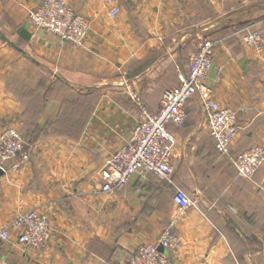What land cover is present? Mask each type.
<instances>
[{"label": "crops", "instance_id": "obj_1", "mask_svg": "<svg viewBox=\"0 0 264 264\" xmlns=\"http://www.w3.org/2000/svg\"><path fill=\"white\" fill-rule=\"evenodd\" d=\"M39 1L0 0V129L17 128L28 152L0 177V230L10 236L0 240V264H129L169 225L180 247L159 250L170 264H264V164L252 180L232 166L243 150L264 147V0H116L113 19L105 0H64L89 24L80 47L30 24ZM250 26L263 37L261 53L239 37ZM205 36L216 40L207 84L240 130L229 153H217L195 98L184 125L171 127L174 173L179 165L196 174L197 207L179 211L173 187L151 174L102 194L98 172L139 115L131 95L155 112ZM62 89L78 100L65 101ZM29 209L49 221L42 250L14 239L10 225Z\"/></svg>", "mask_w": 264, "mask_h": 264}, {"label": "built area", "instance_id": "obj_2", "mask_svg": "<svg viewBox=\"0 0 264 264\" xmlns=\"http://www.w3.org/2000/svg\"><path fill=\"white\" fill-rule=\"evenodd\" d=\"M107 15L115 18L120 12L116 0H105ZM35 29L47 31L61 42L80 46L89 31L87 21L63 0H42L29 13ZM244 29V46L256 52L263 50L262 35L258 30ZM248 29V30H247ZM216 42L201 37L187 55L185 69L176 72L177 84L165 89L157 110L149 112L135 94L131 95L139 115L129 140L107 157L101 166L99 191L114 194L122 190L135 174H151L166 181L173 187L171 202L179 211L197 207L194 198L177 187L173 182L174 167L171 162L175 150L176 136L171 127L181 128L187 118L186 104L195 98L205 120V126L213 148L220 155H227L231 143L240 127L236 112L220 106L212 97V89L207 84L212 67ZM28 161L25 142L17 128L4 127L0 131V169L5 173L9 167L18 169ZM264 164V147L254 145L237 154L232 160L236 175L252 180L257 170ZM15 230V242L25 249L42 250L49 240L50 226L45 214L34 209L16 215L11 223ZM172 225L163 229L154 244L138 246L131 254L129 264H170L167 255L159 250L176 251L180 247L178 236ZM10 239L7 228L0 230V240Z\"/></svg>", "mask_w": 264, "mask_h": 264}, {"label": "rangeland", "instance_id": "obj_3", "mask_svg": "<svg viewBox=\"0 0 264 264\" xmlns=\"http://www.w3.org/2000/svg\"><path fill=\"white\" fill-rule=\"evenodd\" d=\"M42 0H40L39 1V3L41 2ZM64 1V0H63ZM67 5H68V3L66 2V1H64ZM38 3V4H39ZM38 4L35 6V7H37L38 6ZM69 6V5H68ZM34 7V8H35ZM70 8H71V6H69ZM34 8H32V9H30L29 11H28V13H27V17H28V20H29V22H30V19H29V13L34 9ZM72 10H73V8H71ZM76 12V11H75ZM77 13V12H76ZM79 14V13H78ZM80 15V14H79ZM82 16V15H81ZM83 17V16H82ZM84 18V17H83ZM85 19V18H84ZM86 20V19H85ZM87 21V20H86ZM88 23V22H87ZM30 24L32 25V23L30 22ZM89 25V24H88ZM33 26V25H32ZM251 27V26H250ZM37 30H39V29H37ZM248 30V29H247ZM249 30H258V29H256V27H252V28H249ZM259 31V30H258ZM88 34V33H87ZM238 34V33H237ZM239 34H241V35H239V37H240V39H241V41H242V39H243V35H244V29L242 30V31H240L239 32ZM53 35V34H52ZM56 37V36H55ZM86 37H87V35H86ZM205 37H207V38H209V39H212L213 40V38H211V37H209V36H205ZM57 38V37H56ZM58 39V38H57ZM86 39V38H85ZM59 40V39H58ZM60 41V40H59ZM214 41H216V40H214ZM262 41H263V37H262ZM67 43V42H66ZM84 43V42H83ZM243 43V42H242ZM72 45V44H71ZM83 45V44H82ZM244 45V44H243ZM73 47H80V46H75V45H72ZM254 50V49H253ZM255 51V50H254ZM262 52V51H261ZM261 52H257V53H261ZM62 86H60V88H61ZM63 88V87H62ZM62 92H63V94H62V97L64 98V100L65 101H68V102H70V103H74V102H76V100H78V98H76V100H75V98H74V96H73V98H72V96L71 95H73V94H71V95H69L68 94V92H66L65 93V90H63L62 89ZM30 96H32V94H31V92H28V91H26V95L28 96V97H30ZM31 99H32V97H31ZM139 99L141 100V98L139 97ZM4 127H11V126H3L1 129H0V131L4 128ZM173 155H174V153H173ZM173 155H172V157H173ZM5 173L3 172V175H4ZM2 175V176H3ZM173 178H175L176 180H178V181H180L181 183H180V185H178L177 187H179V188H181V189H183L185 192H187L188 193V195H190V197H192V198H194V196L192 195V193H193V188L195 187V184H196V174H189V173H183L182 171H181V168H180V166L179 165H177L176 166V169H175V173H174V175H173ZM177 183V182H176Z\"/></svg>", "mask_w": 264, "mask_h": 264}, {"label": "water", "instance_id": "obj_4", "mask_svg": "<svg viewBox=\"0 0 264 264\" xmlns=\"http://www.w3.org/2000/svg\"><path fill=\"white\" fill-rule=\"evenodd\" d=\"M3 175V171L0 169V177Z\"/></svg>", "mask_w": 264, "mask_h": 264}]
</instances>
